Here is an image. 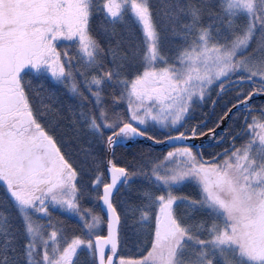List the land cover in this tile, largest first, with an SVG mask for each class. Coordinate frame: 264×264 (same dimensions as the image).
<instances>
[{"label": "snow or ice", "instance_id": "snow-or-ice-1", "mask_svg": "<svg viewBox=\"0 0 264 264\" xmlns=\"http://www.w3.org/2000/svg\"><path fill=\"white\" fill-rule=\"evenodd\" d=\"M44 82L77 101L72 126L88 140L75 156L55 135L63 113ZM230 88L220 119L238 116L239 131L185 127L211 91ZM255 99L264 0H0V264H264ZM157 127L164 140L150 134ZM205 136L228 147L205 158L203 143H188ZM138 140L170 150L119 163L116 149ZM137 180L134 198H117ZM185 184L199 197L178 194ZM57 210L79 231L54 220ZM125 227L147 238L139 257L119 254Z\"/></svg>", "mask_w": 264, "mask_h": 264}, {"label": "trees", "instance_id": "trees-1", "mask_svg": "<svg viewBox=\"0 0 264 264\" xmlns=\"http://www.w3.org/2000/svg\"><path fill=\"white\" fill-rule=\"evenodd\" d=\"M153 3H157V0H153ZM119 31V29H118ZM35 84L36 81H33ZM45 88L54 93L57 98V107L63 113L62 116L56 123L55 135L57 138L66 145V151L75 156L77 150L84 144H86L88 137L81 134L77 138L76 131L72 126V113L69 111L70 106H74L77 101L67 92V90L62 85H52L48 82H44ZM219 89H214L211 94L205 98L204 102H200L191 111V113L186 117V128H191L196 125L201 127L207 124L208 128L215 127L217 123H220V118L231 107L232 103L235 102L236 92L234 89H229L228 91L217 95ZM264 103V99H255L253 101ZM236 109L233 110L235 112ZM242 120L238 116H232L231 114L225 121L222 128L216 130L217 136L227 135L228 132L239 131ZM184 129H181L183 131ZM207 130V128L205 129ZM225 130H228L226 132ZM150 134L157 136L161 140L166 138L167 132L160 128H150ZM198 142L205 145L204 156L205 158H210L213 154L223 151L224 148L228 147V141H223L216 144L215 141L210 140L209 137L206 139H199ZM241 141H237L240 143ZM197 144V143H195ZM197 144V145H200ZM209 145H211L209 147ZM170 150L169 145L163 146H151L144 142L143 140L137 141L135 144L129 145L128 147L116 149V159L121 164L137 165L141 161L148 162L156 157L162 156L166 151ZM144 182L142 180H137L133 184L131 192L128 189H121L118 199H130L134 198V192L137 187H139ZM178 194L186 195L192 198L199 197V190L193 184H185L178 189ZM4 199L3 189L0 188V201ZM85 206H91L88 201L83 202ZM99 213V208L96 209ZM102 214V213H101ZM53 219L63 223L65 229L68 232H78L79 231V221L75 216L69 214L54 211ZM131 223V222H129ZM103 234L105 233V226H102ZM147 246V238L134 235L130 227H125L121 232V250L120 255L126 257H139L142 254L143 248ZM88 258L85 255L80 256V264H87Z\"/></svg>", "mask_w": 264, "mask_h": 264}, {"label": "water", "instance_id": "water-1", "mask_svg": "<svg viewBox=\"0 0 264 264\" xmlns=\"http://www.w3.org/2000/svg\"><path fill=\"white\" fill-rule=\"evenodd\" d=\"M234 109H232V111H233ZM227 112V111H226ZM225 114V113H224ZM224 114L222 115V116H224ZM230 115V114H229ZM229 115L224 119V120H221L220 119V127L219 128H222L223 126H224V124H225V121L227 120V118L229 117ZM218 129V128H217ZM216 129V130H217ZM206 137L207 136H205V137H202L201 139H206ZM165 139V138H164ZM164 139H162V140H164ZM199 139H197V140H195V141H188V143H196L197 141H198ZM138 141H140V140H138ZM144 142H146L147 144H149V145H151V146H163V145H167L166 143H161V144H153L151 141H147V140H143ZM200 142H198V144H199ZM105 235H106V226H105V233H104Z\"/></svg>", "mask_w": 264, "mask_h": 264}, {"label": "flooded vegetation", "instance_id": "flooded-vegetation-1", "mask_svg": "<svg viewBox=\"0 0 264 264\" xmlns=\"http://www.w3.org/2000/svg\"><path fill=\"white\" fill-rule=\"evenodd\" d=\"M256 104H259V102H255ZM206 138H208V137H206ZM197 144H198V141L196 142ZM200 144V143H199Z\"/></svg>", "mask_w": 264, "mask_h": 264}]
</instances>
